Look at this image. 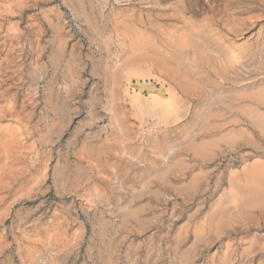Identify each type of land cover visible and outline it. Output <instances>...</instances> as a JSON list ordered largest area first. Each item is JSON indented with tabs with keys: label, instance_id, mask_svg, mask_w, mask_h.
I'll list each match as a JSON object with an SVG mask.
<instances>
[{
	"label": "rangeland",
	"instance_id": "1",
	"mask_svg": "<svg viewBox=\"0 0 264 264\" xmlns=\"http://www.w3.org/2000/svg\"><path fill=\"white\" fill-rule=\"evenodd\" d=\"M263 119L264 0H0V264H264Z\"/></svg>",
	"mask_w": 264,
	"mask_h": 264
},
{
	"label": "bare ground",
	"instance_id": "2",
	"mask_svg": "<svg viewBox=\"0 0 264 264\" xmlns=\"http://www.w3.org/2000/svg\"><path fill=\"white\" fill-rule=\"evenodd\" d=\"M153 92L154 94H158L157 90ZM259 95L262 96L261 94ZM256 124L264 129V121L261 120L260 122H256ZM238 142L240 143V141ZM241 170V178L234 177L236 173H231V177L233 178L228 182V191L225 190L222 193V198H226L232 206L228 208L220 202L217 204L208 217V233L218 229L223 219L227 216L240 218L242 214L247 213L246 210L264 212V162L256 160ZM203 231L206 232V229H194V233L196 235L199 233V237H203Z\"/></svg>",
	"mask_w": 264,
	"mask_h": 264
},
{
	"label": "crops",
	"instance_id": "3",
	"mask_svg": "<svg viewBox=\"0 0 264 264\" xmlns=\"http://www.w3.org/2000/svg\"><path fill=\"white\" fill-rule=\"evenodd\" d=\"M259 94H263V92H261V91H258L256 94H255V96H257V97H261ZM262 118V117H261ZM262 121H264V119L262 120Z\"/></svg>",
	"mask_w": 264,
	"mask_h": 264
}]
</instances>
